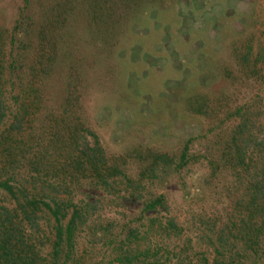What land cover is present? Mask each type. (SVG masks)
I'll use <instances>...</instances> for the list:
<instances>
[{"label":"rangeland","instance_id":"obj_1","mask_svg":"<svg viewBox=\"0 0 264 264\" xmlns=\"http://www.w3.org/2000/svg\"><path fill=\"white\" fill-rule=\"evenodd\" d=\"M0 50L16 60L7 104L29 81L40 90L31 125L44 143L53 121L68 131L78 122L135 176L150 152L177 155L190 139L186 164L157 191L184 230L198 227V215L229 212L234 181L222 158L235 108L249 107L264 129V0H0ZM195 97L201 112L190 107ZM67 150L50 156L66 169ZM91 173H77V197L95 192L101 216H137L133 201L119 198L118 179L108 192L93 191ZM183 184L202 193L188 196ZM164 241L182 246L179 237ZM196 250L192 240L191 259Z\"/></svg>","mask_w":264,"mask_h":264},{"label":"trees","instance_id":"obj_2","mask_svg":"<svg viewBox=\"0 0 264 264\" xmlns=\"http://www.w3.org/2000/svg\"><path fill=\"white\" fill-rule=\"evenodd\" d=\"M15 62L0 50V264H264V129L256 128L259 118L249 107L235 108L237 120L225 143L229 154L222 158L234 181L229 212L198 215L191 219L198 227L184 230L155 185L186 164L190 139L177 155L150 152L135 176L117 162L122 155L107 158L96 135L78 122L68 131L53 121L44 143L43 132L31 125L41 99L38 86L29 81L16 93L17 103L7 104ZM202 100L195 97L191 109L201 112ZM54 141L57 150L50 148ZM66 148L68 169L50 157ZM88 168L89 190L108 192L118 179V197L131 199L137 216H101L95 192L77 197V173ZM183 190L188 196L202 193L193 184H183ZM164 237H179L182 246L173 248ZM192 240L199 243L194 259ZM99 248L107 256L96 258L92 249Z\"/></svg>","mask_w":264,"mask_h":264}]
</instances>
